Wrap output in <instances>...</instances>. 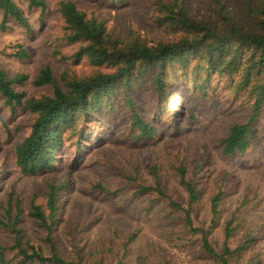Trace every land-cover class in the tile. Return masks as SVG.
I'll list each match as a JSON object with an SVG mask.
<instances>
[{
	"label": "trees",
	"instance_id": "16d2710c",
	"mask_svg": "<svg viewBox=\"0 0 264 264\" xmlns=\"http://www.w3.org/2000/svg\"><path fill=\"white\" fill-rule=\"evenodd\" d=\"M20 3L27 9L46 8L45 0H0L1 30L13 20L30 31ZM152 6V20L163 30V37L148 40L132 30L117 33L104 20L87 16L73 0H59L55 11L62 24L61 39L74 47L72 56L85 60L92 71L82 76L64 73L60 84L51 68L43 66L33 84L50 85L51 94L26 97L14 87L26 77H10L0 65L3 104L12 112L21 107L32 114L29 132L14 148L13 163L22 174L57 168L56 152L69 137L75 138L72 144L81 161V152L98 145L104 136L111 138L114 128L124 136L134 133L140 142L161 138L168 130L176 132L182 117L194 119L196 111L207 106L208 97L213 105L221 102L237 112V118L216 138L223 157L244 154L263 141L259 131L264 134V0H155ZM13 46L12 56H27L20 43ZM173 96L181 103L172 104ZM89 121L93 125L111 121L113 125H105L99 138L89 135L81 142ZM197 152L189 166L178 156L174 169L187 195L184 224L200 232L199 252L211 259V264H263L264 247H259V241H264V221L249 218L242 211L247 195L226 215L222 245L216 248L210 243L208 234L218 223L219 204L231 187L226 183L227 174L210 180L205 153L202 150L201 156ZM152 174L156 187L139 184L138 188L161 193L155 169ZM211 185L210 224L207 229L191 227L193 206ZM61 186L50 182L42 203L30 200L28 214L42 232V246L20 242L22 237H16L22 257L11 264H106L103 247L84 252L67 227L63 232L69 233L73 257L66 255L65 246L55 236L63 216ZM95 187L103 188L100 183ZM236 235L235 244L230 245ZM0 264H9L2 253Z\"/></svg>",
	"mask_w": 264,
	"mask_h": 264
},
{
	"label": "rangeland",
	"instance_id": "374dc122",
	"mask_svg": "<svg viewBox=\"0 0 264 264\" xmlns=\"http://www.w3.org/2000/svg\"><path fill=\"white\" fill-rule=\"evenodd\" d=\"M58 1L45 0L44 11L27 9L20 3L30 26L28 32L13 20L6 22L5 29H0V65L10 77H26L22 83L14 85L26 97L51 94L50 85L33 84L43 66L51 68L60 84L64 73L82 76L92 71L85 60L72 56L74 47L61 39L62 24L55 11ZM73 1L87 16L104 20L107 27L117 33L123 35L132 30L148 40L163 37V30L152 20L155 0ZM17 43L25 48L26 57L11 55ZM2 101L0 98V253L9 264L22 257L16 248V237H22L20 242L42 246V232L28 214L29 202L42 203L50 182L62 184L59 191L63 194V216L55 236L65 246L68 257H73V251L68 242L69 233L67 236L63 232L66 227L84 247V252L103 247L106 264H211L212 260L198 250L200 232L184 224L187 195L174 169L178 156L189 166L197 152L195 149L201 156L202 150L205 153L210 180H217L224 173L231 187L219 204L218 223L208 234L210 243L216 248L222 245V223L230 211L240 206L245 195L248 203L241 207L242 211L249 218L264 221V138L258 146L230 158L223 157L216 145V138L224 132L225 126L237 118L233 106L226 107L221 102L213 105L212 98L208 97L207 106L199 108L194 119L185 115L176 132L168 130L161 138L150 142H140L134 133L124 136L119 128H114L111 138L104 136L98 145L81 152V161L76 158L77 150L72 144L75 138L69 137L56 152L57 168L26 175L15 167L13 157L14 148L29 132L32 114L21 107L12 112ZM177 101L173 96L172 104L181 103ZM189 109L186 106L187 113ZM107 122L96 125L87 122L80 141L87 140L89 135L99 138L105 125H113ZM259 134L264 137L261 131ZM153 169L158 174L161 193L138 188L139 184L156 187ZM65 173L68 174L65 176ZM97 183L102 185L101 190L95 187ZM213 187L209 186L203 198L193 206L191 227L208 228L209 196ZM74 216L77 217L71 220ZM237 238L238 235L231 239L230 245H234ZM126 239L129 240L123 247ZM259 242V247L263 248L264 241Z\"/></svg>",
	"mask_w": 264,
	"mask_h": 264
}]
</instances>
